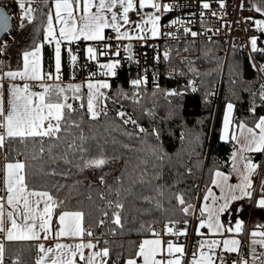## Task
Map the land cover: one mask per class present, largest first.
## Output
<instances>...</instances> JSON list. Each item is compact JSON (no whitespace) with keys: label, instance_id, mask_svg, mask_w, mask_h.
Returning <instances> with one entry per match:
<instances>
[{"label":"trees","instance_id":"obj_1","mask_svg":"<svg viewBox=\"0 0 264 264\" xmlns=\"http://www.w3.org/2000/svg\"><path fill=\"white\" fill-rule=\"evenodd\" d=\"M30 1L37 4L36 18L21 28L8 48L6 69H20L22 54L44 42L56 0ZM16 5L14 0H0V6L9 13L16 10ZM258 40L259 49L253 58L237 48L225 57L218 43L184 44L190 54L188 67L183 70L201 77L196 88L189 86L186 77L171 81L165 76L175 64L176 54L183 52L182 45L172 47L169 58H161L156 70L160 79L156 82L134 85L128 79L129 71L123 68L107 79L110 86L104 89L103 97L109 109L106 116L100 111L93 119L87 103L73 108L80 93L73 97L69 92L72 109L65 107L58 138L8 137L0 147V198L4 194L5 164L21 157L28 189L53 196L58 204L55 217L62 211L83 212L86 232L91 231V237L108 249L107 264L134 258L141 241L152 236L153 230L164 233L168 223L191 221L195 211L198 221L202 217L198 204L210 188L214 173H230L238 149L234 139H221L226 106L233 105L235 126L244 123L255 129L264 117V29ZM116 44L103 42L104 47ZM43 57L47 72L54 73L51 45L44 44ZM61 67L63 79L68 80L66 49ZM89 67L96 75L97 63L91 62ZM79 75L80 71L77 79ZM176 87L184 92L168 95L175 93ZM121 112L125 113L123 118ZM253 156L261 169L264 150ZM100 158L105 160L102 166H89V161ZM256 190L257 185L253 197L246 201L248 205H252ZM179 197H183V205ZM117 204L123 207L117 208ZM114 212L120 213V225L114 223ZM36 255V242H8L4 264H36Z\"/></svg>","mask_w":264,"mask_h":264},{"label":"snow or ice","instance_id":"obj_2","mask_svg":"<svg viewBox=\"0 0 264 264\" xmlns=\"http://www.w3.org/2000/svg\"><path fill=\"white\" fill-rule=\"evenodd\" d=\"M118 0H98V4L95 0H56L55 4V15L56 19L61 23L59 30V38L54 35L53 32V23L52 17L48 18V36L56 41L55 43V65L56 71H60V57H61V39L63 40H79L84 38L86 40H102L104 39L103 30L107 27H114L118 33L117 38H131L127 32L121 33L119 31V24H110L107 18L104 15V11H111L112 7H115ZM18 6L24 10V14L21 17L23 20L27 18L31 20L32 9L26 7V0H17ZM120 5L123 7V19L125 23L128 22V12L133 8V0H119ZM140 7H152L156 12L160 11V5L155 3V0H139ZM82 6V11L84 15H80L78 19L74 17V11ZM205 8L209 7V4L205 3L203 5ZM93 7L97 8L96 12H92ZM170 10L168 6H165V11ZM256 11H262L259 8H256ZM62 12L66 15H62ZM215 14V13H213ZM160 17L155 14L148 16L147 20L144 21L145 24L150 23L152 25L151 32L155 36L158 34V22ZM8 17L0 12V31L7 28ZM112 21L117 20V13L112 12L111 16ZM192 36H196L197 33L192 32ZM256 38L251 40L252 50L256 51ZM70 51V50H69ZM90 58L94 59L96 56V50L92 47L87 49ZM39 49L36 52H25L24 53V69L23 72H7L5 75L11 79H30V80H42L44 77L40 72V64L38 60ZM116 55H119L117 52ZM29 56L33 57V62L31 63V68L29 69ZM76 59L75 56H72V60ZM101 67L107 69L104 73L105 75L115 73L112 71L115 67L114 64L101 65ZM3 76H0V80H3ZM48 78L51 79V75H48ZM59 79V76L55 77ZM134 85H139L141 81H133ZM44 90L40 93L30 92L29 86L25 84L23 87L13 86L11 89L12 99L9 102V107L5 108V101L3 97V85L0 84V129H5L6 135L8 137H50L58 138L57 134L61 131L60 122L64 119V109H72L71 104H67L68 97L63 95L66 91L65 88L57 86L55 89L52 87L40 85ZM89 89L87 108L91 117L95 119L99 113L95 110V101L99 98L104 97V93L101 89H107L109 84L107 82H98L97 84L89 83L87 85ZM68 88L78 93L80 91V86L69 85ZM177 93H168V95H175ZM79 98V97H75ZM83 107V105H81ZM233 105L229 104L227 106L228 112L230 113ZM119 115L123 118L125 113L121 112ZM45 121L47 124L45 125ZM127 123V121H125ZM133 123H135L133 121ZM241 128L245 127L244 125L240 126ZM255 129H259V138L258 143L254 149L255 151L264 150V117H261L255 125ZM253 128H248L247 131L253 136L256 137L257 133ZM228 130V118H225V132ZM143 131V129H141ZM235 138V137H233ZM4 134H0V147L3 146ZM255 142V140H254ZM43 151V148H41ZM105 163L103 158L89 161V166H102ZM235 167V165H234ZM248 168H255L256 165H252L250 162L245 165ZM25 165L20 162L16 163H7L5 165V185L7 189V204L15 209L16 213H19L22 216V221L18 224L17 220L14 218V213L9 211L7 213V219L10 221V227L7 229V239H40L38 231H35L37 227L40 231L48 233L50 231L51 217L53 214V208L58 206L57 201L53 196L46 191H36L28 190V186L25 183V176L23 170ZM216 177H223L227 181L228 177L224 176L223 173L217 171L215 173ZM216 183V181H213ZM243 188L251 187L248 177L244 176L242 180ZM231 187V186H230ZM237 187H241L238 185ZM210 191V190H209ZM243 195H249L250 193L244 191ZM30 197H35L37 199L31 200ZM239 197L232 196L231 199L235 200ZM208 198L205 197V200ZM223 203L219 205L218 208L212 209L207 205L202 210L201 215L205 211L208 212V222L207 225L202 221L201 227L207 226L210 231L218 232L223 228V225L219 222V213L224 212L229 208V201L227 198H222ZM43 203V209H40V204ZM179 203L184 204L185 201L183 197H179ZM215 203V201H213ZM258 206L264 208V197L258 201ZM117 208H122L123 205L117 204ZM5 205L0 198V231H5V220L4 212ZM185 212L188 211V208L183 209ZM236 211V209H233ZM114 223L120 225V213L114 212ZM83 216L84 213L81 211H62L59 214V231L56 233L57 237L69 236V237H82L85 234V229L83 227ZM39 221L37 225L36 221ZM31 221V223H29ZM241 225H236V231L239 232ZM13 230H20L21 232H26V235H16ZM231 231L232 229H227ZM168 233H172V229L168 228ZM183 232H178L176 235H183ZM88 236H92L91 231H87ZM152 235L156 236V239H145L143 240L136 253V257L129 258L126 261V264H137V258L142 257V264H180V258L174 256V253L183 254L182 246H175L171 241L167 242L166 248L163 246L164 242L159 238V234L154 230ZM256 235L264 236V232H253L252 236ZM48 238L47 235L44 237ZM238 241L235 240H224L223 247L226 251H236L238 246ZM255 243V241H253ZM264 244V241L261 242ZM232 245L233 247H229ZM207 246L208 251L205 252L204 248ZM219 246L217 241H203L200 244L199 259H197V253H193V259L191 264H215L213 260V251L216 247ZM96 245L87 242V243H77L73 245H65L58 243L55 249L48 248L45 249L43 244L39 245V250L45 253V256L48 253L57 251V255L54 259L51 260L50 264H77V257L79 260L85 261V264H95L96 258L98 256L107 257L108 249L104 248L100 252H92L89 257H85L83 254V249H93ZM59 250H67L59 251ZM167 257H172L171 259H166ZM4 256V247L3 244H0V264H3ZM160 257L157 259V257ZM65 257V259H61ZM37 264H42V261H38ZM242 264H247V261H242Z\"/></svg>","mask_w":264,"mask_h":264},{"label":"crops","instance_id":"obj_3","mask_svg":"<svg viewBox=\"0 0 264 264\" xmlns=\"http://www.w3.org/2000/svg\"><path fill=\"white\" fill-rule=\"evenodd\" d=\"M30 0H26V3ZM14 2L17 4V0H14ZM95 2L98 4V0H95ZM155 3L158 4V1L155 0ZM55 4L56 1L53 3L52 10L49 16L52 17V23H53V32L54 35L59 38V30L61 27V23L56 19L55 15ZM97 8L93 7L92 12H96ZM112 12L117 13V20L112 21L111 16ZM151 14H155L156 16H159V12H156V10L152 7H140L139 0H133V8H131L128 12V22L125 23L123 19V7L120 5L119 0L116 4L115 7H112L111 11L105 10L104 15L107 18L108 22L110 24H119L120 29L119 31L121 33L127 32L129 37L131 38H120L118 39V33L115 30L114 27H107L103 30V36L104 39L102 40H86L84 38H80L79 40H63L61 39V57H60V71L57 73L56 71V65H55V52H54V73H49L44 67V62H43V46L44 44L51 45L53 47V50L55 49V43L56 41L52 39L51 37L48 36V22L45 28V33H44V42L42 44H39L35 49L27 51V52H36L37 49H39L38 53V60L40 64V72L41 75L44 77L42 80H30V79H20L17 77L16 79H11L7 77L5 74L7 72H23L25 71L24 69V53L21 56V68L20 69H6L4 64L3 67L0 69V76H3V80H0V84L3 85V97L5 101V108L9 107V102L12 99L11 95V89L13 86H18V87H23L25 84L29 86V91L30 92H35V93H40L44 89L40 86L41 84L45 86H51L53 88H56L57 86L63 87L66 89L67 92V97L69 96V92L73 93V97L76 94L75 92L71 91L68 86H80V94H77L79 97V104H84L87 103L88 100V94H89V89L87 85L89 83H92L94 81L98 80L96 78L90 79L83 82H79L78 79V72H81V60H82V55L85 57L87 61L91 62H96L97 63V69L96 70H102L105 69L101 67V65H107L110 62H113L114 60L107 59V56L105 51H100L97 49V45L100 43H103L104 41L108 42H116V43H126V42H133L137 40H150V39H156L159 36L160 33V24L161 21L159 19L157 28H158V34L153 36L151 32L152 25L150 23L145 24L144 21L147 20L148 16ZM62 15H66L65 13L62 12ZM74 17L78 19L80 15H84L82 11V6L78 8L76 11H74ZM76 43H80L82 45L83 51L81 54H74L72 52V44L75 45ZM105 44V43H104ZM89 47H92L96 50V56L94 59L90 58L89 53L87 52V49ZM109 45H105V49L108 48ZM63 49H66L68 53V58L70 61V78L68 80L63 79V72H62V67H61V61H62V54H63ZM70 50V51H69ZM72 56H75L76 59L73 61ZM29 61V69L31 68V63L33 62V57L29 56L28 58ZM5 62V61H4ZM109 62V63H108ZM111 64V63H110ZM107 70V69H106ZM74 71H78L77 74ZM51 75V79L48 78V75ZM59 76V79H56L55 77ZM96 79V80H95ZM94 80V81H93ZM102 81V80H101ZM95 84H97L95 82ZM109 86L110 83L108 82ZM101 91L104 93V89H101ZM65 92V93H66ZM105 94V93H104ZM67 104L68 99H67ZM65 110V109H64ZM226 113L227 110H225L224 117H223V123H222V130H221V139L223 141H228L231 139H234L235 142L237 143L238 149L235 152L233 159H232V170L230 173H225L223 171H219L223 173L224 176L228 177L227 181L223 179V177H216L215 172L213 175V181H216V183H213L210 186V188L205 192V194L202 196L199 204H198V209L200 213L202 210L205 208L207 205L209 208L215 209L218 208L221 203L224 202L222 198H227L229 201V208L225 210L222 213H219V222L220 224L223 225V228L220 229V231L215 232V231H210L207 226L201 227L202 221L207 225L208 222V212L205 211L201 217V219L198 220L196 224V234L198 236L199 244L203 241H217L219 242V246L216 247L213 251V260L215 261V264H237L239 261H247V264H264V244L261 242L264 241V236L261 235H256L255 237L252 236L253 232H264V208H260L258 206V201L264 197V182H261V187L258 190L257 195H255L254 201L252 205H248L246 203L247 200L253 197V194L255 192V187L258 182V177L260 173V166L255 163V161H244V157L250 156L254 157L253 153L260 152V151H255V150H250L254 149L258 143V138H259V129L255 130L257 135L255 138L247 131L248 128H251L244 123H241L239 125H230L231 130L225 132V118H226ZM233 116V112H232ZM232 120V117H231ZM233 121V120H232ZM47 124V121H45V125ZM230 124V121H229ZM244 125L245 127L241 128L240 126ZM0 134H4V142L8 138L6 135L5 129H0ZM235 137V138H233ZM255 140V142H254ZM3 142V144H4ZM20 162L23 163L22 161H14V162H7V163H16ZM251 163L252 165H256L255 168H248L245 167L246 164ZM6 163V164H7ZM5 164V165H6ZM235 165V167H234ZM24 174V170H23ZM244 176L248 177V181L251 183V187L248 188H243L242 186V180ZM4 194L2 197V202L5 205V215H4V220H5V231H0L3 234V237L0 238V244H3V247H5V244L8 242H27V241H32L36 242L37 244V256L42 257V264H50L51 260L54 259L57 255V251H53L51 253H48L47 256H45V253L41 252L39 250V245L43 244L45 249L52 248L55 249L56 245L58 243L60 244H65V245H75L77 243H87L91 242L96 245L95 248L93 249H88L84 248L83 249V254L85 257H89L92 252H100V248L102 246L99 245L97 239H94L91 236L87 235V232L85 231V234L82 237H69V236H61L57 237L56 233L59 231V221L57 215L56 217L54 216V208H53V214L51 217V223H50V231L48 233H45L43 231H40L39 228L35 229V231L39 232L40 239H12L9 240L7 239V229L10 227V221L7 219V213L9 211L14 213V218L17 220V223L19 224L22 221V216L19 213L15 212V209L7 204V189L5 185V166H4ZM238 185H241V187H237ZM231 186V187H230ZM29 190V189H28ZM210 190V191H209ZM31 191V190H29ZM246 191L250 193L249 195H243V192ZM236 196L239 197L238 199L232 200L231 197ZM205 197L208 199L205 200ZM31 200H35L37 198L35 197H30ZM215 201V203H213ZM43 209V203L41 202L40 204V209ZM233 209H236V211H233ZM252 221L250 222V220ZM31 223V221H29ZM37 225L39 224V221H36ZM240 224L241 229L239 232L236 231V225ZM249 224H252L251 229H250V236L248 238L249 240V247L251 248L252 252L249 254L248 257H243V250H242V242L241 239L242 237H245L249 231ZM83 227L85 229V224H84V219H83ZM227 229H232L231 231H228ZM14 234L16 235H26V232H21L20 230H13ZM159 238L164 242L163 246L166 248L167 242L171 241L173 245L175 246H182L183 247V254L180 253H174V256L180 258V264H186L185 260V247L178 243L177 241L171 239L172 234L168 233L167 230L164 231V233H158ZM45 235L48 236L47 239H45ZM156 236H150L145 239H156ZM142 240V241H143ZM224 240H235L238 241V246L236 251H226L223 247V241ZM141 241V242H142ZM255 241V243H253ZM229 247H233L232 245H229ZM206 252L208 251L207 247H205ZM260 249L261 253H258L256 250ZM59 251H67V250H59ZM198 252V249H197ZM196 252V253H197ZM231 254L235 257L233 260H228L224 254ZM136 257V256H135ZM166 259H171L172 257H167V254L165 253ZM192 257V256H191ZM160 257L158 256L157 259ZM61 259H65V257H61ZM107 257H102L98 256L96 258L95 264H107ZM197 259H199L198 253H197ZM239 260V261H238ZM127 261V260H126ZM126 261L122 262L121 264H126ZM238 261V262H237ZM189 262V261H188ZM187 262V264H188ZM5 263V256H3V264ZM77 264H85V261L79 260L77 257ZM137 264H142V257L137 258Z\"/></svg>","mask_w":264,"mask_h":264},{"label":"built area","instance_id":"obj_4","mask_svg":"<svg viewBox=\"0 0 264 264\" xmlns=\"http://www.w3.org/2000/svg\"><path fill=\"white\" fill-rule=\"evenodd\" d=\"M205 3L209 4L208 8L203 6ZM159 4L161 24L157 39L138 40L130 44L127 42L119 43L106 49L103 43L97 45V49L100 51L104 50L107 56L115 60L116 65L112 70L115 75L119 70L124 68L129 71L128 79L131 83L133 81H141L140 84L156 82L160 79L156 70L161 58L163 56L169 58L172 47L177 48L179 45H182L183 52L176 54V62L173 66L169 67L165 76L166 79L171 81L186 77L189 86L196 88L201 82V77L198 75L196 77L190 76L188 69L186 73L183 70V67L185 69L188 67L187 60L190 54V48L184 49L186 46L184 44L187 43L204 41L218 43L221 45L225 57L228 56L231 49L237 48L246 50L253 58L254 51L252 50L251 40L256 38V41H258L264 29V0H160ZM165 6H168L170 10L165 11ZM26 7L32 9L31 13H29L31 20L27 18L21 19L24 10L17 5L16 10L10 13L12 27L5 35L6 38L0 41V69L3 67L7 50L13 45L17 33L36 18L37 4L28 1ZM256 8L262 11H256ZM192 32L197 33V35L192 36ZM130 47L132 55L129 53ZM82 51V45L75 44L72 47L74 54H81ZM117 52L119 55H116ZM183 55L186 56L184 57ZM191 59L196 61L197 56H192ZM89 65L90 62L82 55L79 82L84 83L93 78L99 80L111 79L115 76L112 74L105 75L106 69L98 70L97 74L94 75ZM181 81L184 83L185 79ZM173 92L181 94L184 90L176 87L173 89ZM136 97H139V94H136ZM81 105H74L73 108ZM108 113L109 109L104 107L102 114L106 116ZM17 160L22 161L21 157H18ZM243 160L246 162L254 161V157L246 156ZM261 182H264V164L260 169L256 195L261 187ZM196 224L197 213L195 212L191 221L171 222L164 226L167 230L168 228L172 229L173 240L184 245L186 261L193 256V253L197 252L199 240L196 234ZM251 226L252 224H249L247 235L241 239L243 257H248L252 252L248 240ZM178 232H183L184 234L176 235ZM2 237L3 234L0 232V238ZM256 251L261 253L260 249ZM224 256L228 260L235 259L233 255L228 253L224 254ZM41 260L42 257L37 256L36 264Z\"/></svg>","mask_w":264,"mask_h":264},{"label":"rangeland","instance_id":"obj_5","mask_svg":"<svg viewBox=\"0 0 264 264\" xmlns=\"http://www.w3.org/2000/svg\"><path fill=\"white\" fill-rule=\"evenodd\" d=\"M260 37H261V35H260ZM251 46H252V44H251ZM256 48H257V50L259 49V40L257 41V43H256ZM256 50V51H257ZM255 52V51H254ZM109 63V62H108ZM111 64H116L115 63V61H113V62H110ZM109 63V64H110ZM96 80V79H95ZM98 80V82H101V80H99V79H97ZM94 81V80H93ZM103 82H107L108 83V81H106V80H102ZM95 82L96 83H98L97 81H94L93 82V84H95ZM95 105H96V107H95V110L98 112V113H100V111H101V107L103 106V105H105V100L103 99V97H101V98H99L97 101H95ZM229 105V104H228ZM227 105V106H228ZM232 105V104H231ZM227 106H226V109L225 110H227V113H226V117L228 118V131H230L231 130V127H230V125H234V123H233V121L231 120V117H232V112H233V107H232V110H231V112L229 113L228 112V108H227ZM229 121H230V124H229ZM91 167H96V166H91ZM168 231V230H167ZM181 244V243H180ZM184 246V245H183ZM205 247H207V246H205ZM102 249H104V247L102 246L101 248H100V251L102 250ZM197 249H198V256H199V251H200V244L198 245V247H197ZM204 251L206 252V249L204 248ZM185 256H186V254H185ZM186 259V258H185ZM192 259H193V256L192 257H190L189 258V262H188V264H191V261H192ZM186 264H187V262H186Z\"/></svg>","mask_w":264,"mask_h":264},{"label":"water","instance_id":"obj_6","mask_svg":"<svg viewBox=\"0 0 264 264\" xmlns=\"http://www.w3.org/2000/svg\"><path fill=\"white\" fill-rule=\"evenodd\" d=\"M0 12H3L7 17V28L5 30L0 31V41L3 39V37L8 33V31L11 29L12 27V17L10 15V13L8 11H6L5 8H3L2 6H0ZM131 53V51H130Z\"/></svg>","mask_w":264,"mask_h":264},{"label":"bare ground","instance_id":"obj_7","mask_svg":"<svg viewBox=\"0 0 264 264\" xmlns=\"http://www.w3.org/2000/svg\"><path fill=\"white\" fill-rule=\"evenodd\" d=\"M219 46V45H218Z\"/></svg>","mask_w":264,"mask_h":264}]
</instances>
